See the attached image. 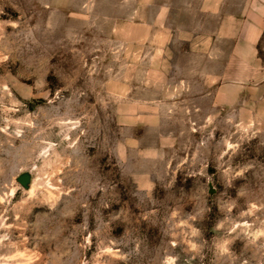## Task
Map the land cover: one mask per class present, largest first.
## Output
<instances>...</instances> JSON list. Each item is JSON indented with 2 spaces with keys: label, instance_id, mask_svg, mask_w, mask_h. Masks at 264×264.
I'll return each instance as SVG.
<instances>
[{
  "label": "rangeland",
  "instance_id": "rangeland-1",
  "mask_svg": "<svg viewBox=\"0 0 264 264\" xmlns=\"http://www.w3.org/2000/svg\"><path fill=\"white\" fill-rule=\"evenodd\" d=\"M260 8L0 0V264H264V117L210 82Z\"/></svg>",
  "mask_w": 264,
  "mask_h": 264
},
{
  "label": "crops",
  "instance_id": "crops-1",
  "mask_svg": "<svg viewBox=\"0 0 264 264\" xmlns=\"http://www.w3.org/2000/svg\"><path fill=\"white\" fill-rule=\"evenodd\" d=\"M255 10L241 20L237 35L231 37L233 45L229 66L224 67L226 73L223 76L215 74L210 82L216 85L213 94L216 106H241L249 114L264 117V66L259 58L264 35V8ZM225 23L222 16L221 25Z\"/></svg>",
  "mask_w": 264,
  "mask_h": 264
},
{
  "label": "water",
  "instance_id": "water-1",
  "mask_svg": "<svg viewBox=\"0 0 264 264\" xmlns=\"http://www.w3.org/2000/svg\"><path fill=\"white\" fill-rule=\"evenodd\" d=\"M18 182L26 189L29 188L31 184V175L30 174H23L18 178Z\"/></svg>",
  "mask_w": 264,
  "mask_h": 264
}]
</instances>
